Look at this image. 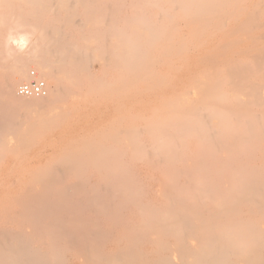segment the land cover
I'll return each mask as SVG.
<instances>
[{"label": "bare ground", "instance_id": "6f19581e", "mask_svg": "<svg viewBox=\"0 0 264 264\" xmlns=\"http://www.w3.org/2000/svg\"><path fill=\"white\" fill-rule=\"evenodd\" d=\"M119 1L0 0V163L49 133L96 126L66 143L74 151L58 157L39 191L31 185L16 194L8 207L13 218L0 206L13 220L0 223V264H264V44L236 58L224 41L212 44L224 50L215 56L200 45L205 40L192 46L180 36L188 26L178 33L171 0ZM73 2L91 24L88 38L117 40L103 46V75L94 83H85L97 74L88 69L86 48L53 34L60 20L71 21L65 13ZM175 2L197 38L204 25L223 29L228 9L231 17L246 10V0ZM154 5L158 11L148 13ZM238 5L241 14L234 13ZM247 17L246 24L258 23L256 13ZM22 35L29 40L23 51L11 42ZM32 39L41 45L30 47ZM157 44L165 46L163 73L152 69ZM31 66L48 85L44 98L16 91ZM130 86H144L130 93L145 125L126 124L135 112V102L131 113L122 105ZM148 89L156 93L142 96ZM86 90H101L102 109H88L98 102L84 104ZM20 115L26 123L17 122Z\"/></svg>", "mask_w": 264, "mask_h": 264}, {"label": "rangeland", "instance_id": "374dc122", "mask_svg": "<svg viewBox=\"0 0 264 264\" xmlns=\"http://www.w3.org/2000/svg\"><path fill=\"white\" fill-rule=\"evenodd\" d=\"M72 1H74V0H72ZM110 1V0H109ZM176 1H178V2H182L183 0H176ZM250 1L251 0H246V3H243L244 5H242L243 7H245V13L243 12V10H241L242 9V6H240V5H238L237 6V10L238 9H240V11H236V12H234V10L236 9V7H234V9H232L233 10V12L234 13H236V14H241L242 12V14L241 15H236V16H234L233 15V17H231L232 16V12H231V8H230V11H229V9H228V13H226V14H224V17H223V19L224 20H226V21H224V23L226 24V26L223 28V29H221V27L220 28H218V29H221L222 31L223 30H225V31H223V32H221V30H220V33H219V31H217L216 32V30L215 29H217L216 27L215 28H212V25L211 24H209V25H204L203 27H202V29H201V31H202V33H203V36H201V37H203V40H199V39H202L201 37H198L197 38V36H195V33H194V30L192 29V27L190 26V24L189 23H187V21L185 20V17H183V13H180V11H178V9H177V3L175 2V0H174V2H172V0H171V2H169V4H167L166 6L168 7V8H170L171 9V14H173L174 15V17H175V21H174V23H177V24H175V25H178L179 26V29H180V31H178V33H180L181 32V29H182V31L185 29V26H188L187 27V29H185L184 31H183V33H181L180 34V36L182 35L183 37H185L186 39L185 40H187V38H188V42H194L195 43V45H192V46H196L197 44H199V43H203V41L205 40V43L204 44H200L201 46H202V48L204 49V50H209V49H211V48H217V47H220V46H217V45H219V44H222L223 45V43H224V41H225V43L224 44H227V46L229 45L230 46V50H228L229 52H230V54H231V56H233L232 54H234V57H235V55H236V58H238V56H240V57H242V58H244L243 56L244 55H242V54H244V53H249L250 55H254L255 54V51H250V52H244L245 51V49H248V48H250V47H253V46H256V47H261L263 44H264V38L262 37L263 35H264V7H262V6H264V5H260V4H254L256 1L255 0H253V1H251V4H250ZM120 2V4H123L124 3V0H121V1H119ZM253 2V3H252ZM59 3V0L57 1V0H55V4H52V6L54 5V6H56L57 4ZM257 3V2H256ZM250 4V5H249ZM76 5H78V4H76V3H74L73 2V4H71L70 6H69V10L65 13V14H67V15H72V18H71V21H66V20H60L59 22H58V25L57 26H55L54 27V29H53V34H54V37H55V32L57 31V37H55L56 39H58V38H62L65 42H73L75 45H77V46H79V47H81V45L80 44H82V47H85L86 48V52H85V54L88 56V58H87V61H88V69H90L91 71H95L97 74H96V76L95 77H91L90 78V80L89 79H86L85 80V83H88V82H95L96 81V79L97 78H99L100 76H102L103 75V72H102V70H101V63H103V61H102V59H103V56L105 55V53H106V51L103 49L105 46H110V44H112V45H115L116 43H117V40L116 39H112L111 41H112V43L110 42V44L109 43H97V42H93L90 38H88V36L86 35V33H87V31H89L90 30V28H91V24L89 23V22H87L88 21V18H87V15L85 14V10H84V8H83V6H76ZM248 5V6H247ZM251 6V7H250ZM74 7V8H73ZM241 7V8H240ZM250 7V8H249ZM158 9H159V6L158 5H154V7H152L151 9H149V10H147L148 11V13H151V12H153V13H156L157 11H158ZM248 9H249V11H248ZM242 11V12H241ZM71 12L73 13V14H71ZM241 12V13H240ZM252 12L253 13H256V15H257V18H256V22H258V23H256L255 25H250V24H246L245 22L247 21V23L248 22H251L250 21V19H247L246 20V17H247V15H249V18H250V16H251V14H252ZM177 17H176V16ZM246 15V16H245ZM242 16V17H241ZM243 16H244V18H243ZM261 16V17H260ZM75 17H76V19H75ZM235 17V19H236V17H237V20H235L234 21V19H232V18H234ZM245 19V20H243V19ZM248 18V17H247ZM76 20H79L80 22L78 23V21H76ZM213 20H215V19H213ZM231 20H233V22L231 21ZM241 20V21H240ZM186 21V22H185ZM228 21V22H227ZM239 21V22H238ZM77 22V23H76ZM87 22V23H86ZM236 24H235V23ZM241 22V24H239ZM260 22V23H259ZM62 23L64 24V27H63V25H62ZM86 23V24H85ZM89 23V24H88ZM184 23V25H182ZM231 23V24H230ZM245 23V24H244ZM243 25L244 24V27L243 28H245V30L242 28H240L241 30H243V31H245V32H247V34L246 35H244L243 33H242V31L240 30V32L242 33H240L239 31V34L238 33H236L235 31H237L236 29H234V28H236L237 27V25ZM261 24V28H260V26L259 25ZM66 25V26H65ZM83 25V26H82ZM238 25V26H239ZM245 25H247V27L249 28H247L248 30H250V32L246 29V27H245ZM214 26V25H213ZM239 26V27H240ZM259 26V27H258ZM63 27V28H62ZM191 27V28H190ZM223 27V26H222ZM227 27V28H226ZM238 27V28H239ZM242 27V26H241ZM256 27H258L259 29H257ZM82 28V29H81ZM184 28V29H183ZM190 29V30H189ZM217 29V30H218ZM234 29V30H233ZM262 31H261V30ZM214 30V32H212ZM233 30V31H232ZM258 30V32H256ZM260 30V31H259ZM23 31V29L22 28H20V29H14V33L16 32V33H19V32H22ZM187 31H189L188 33H187ZM205 31H207V32H205ZM211 31V32H210ZM228 31V32H227ZM229 31H230V33H231V31H232V34L233 35H235V34H237V35H235V36H239V35H241V36H239V37H237L236 38V40H238V39H240V40H238L237 42H241V40H243L244 42H246V43H241V45L243 44L244 46H241L240 45V43H238L237 44V42L235 41H233L232 39H235V36H233V35H231V37H230V35H229ZM253 33H252V32ZM210 32V33H209ZM216 32V33H215ZM227 32V33H226ZM256 32V34H254ZM185 33V34H184ZM222 33V34H221ZM226 33V34H225ZM250 35H249V34ZM263 34V35H261L260 36V34ZM184 34V35H183ZM215 34V35H214ZM257 34L261 37H259L258 36V38H260V39H258L257 41L259 42V44H258V42H257V44H254V43H256L255 42V40H256V38H255V40L253 39L254 38V36L256 37L257 36ZM77 35V36H76ZM215 36V38H214V36ZM220 35V36H219ZM223 35H225V36H223ZM247 35H249L248 37H247ZM253 35V36H252ZM204 36H206V37H204ZM217 36V37H216ZM233 36V37H232ZM243 36H245L246 38H248V39H246V38H242ZM79 37V38H78ZM219 37H220V40H221V43H220V41L218 40L217 41V39H219ZM250 37V38H249ZM33 38V37H32ZM34 38L35 39H37L35 36H34ZM33 38V39H34ZM179 39H180V37H178ZM210 40H208V39ZM216 39V40H214V39ZM230 38H232V39H230ZM251 38L254 40H252V43H250V41H251ZM263 38V39H262ZM32 39V42H31V45H30V47H35V45L36 46H38V45H41V42L40 41H38L37 42V40H36V42H35V40H33ZM84 39V40H83ZM88 39V40H87ZM90 39V40H89ZM179 39H177L176 41H177V43L179 42ZM208 41H207V40ZM246 41H245V40ZM250 39V41L248 42L247 40H249ZM193 40V41H192ZM229 40H232L230 43H229ZM93 43H92V42ZM196 41H197V43H196ZM207 41V42H206ZM216 41V42H215ZM262 41H263V43H262ZM210 42V43H209ZM217 42H219V43H217ZM34 43V45H32ZM61 43V42H60ZM92 43V44H91ZM160 43V42H159ZM171 43H173V41H171ZM174 43H176L175 41H174ZM173 43V44H174ZM206 43H208V44H206ZM229 43V44H228ZM164 44V43H163ZM163 44H157V46H158V49H156V51H155V53H154V56H152V60L153 61H155V59H157L158 61H159V59L158 58H161V57H163V53L165 52V46H163ZM208 46V48H205L206 47V45ZM209 44H211V45H209ZM212 44H214L215 46H217V47H214V45H212ZM217 44V45H216ZM248 44V45H247ZM252 44V45H251ZM58 45V44H57ZM101 45V46H100ZM160 45H162L161 47H159ZM205 45V46H204ZM221 45V46H222ZM239 47H238V46ZM258 45V46H257ZM104 46V47H103ZM173 46V45H172ZM199 46V45H198ZM29 47V48H30ZM248 47V48H247ZM262 47H264V45L262 46ZM202 48H200V49H202ZM237 49V50H235V49ZM241 48V49H240ZM202 49V50H203ZM212 50V49H211ZM242 50V51H241ZM164 51V52H163ZM213 51V52H212ZM211 51V54H213V55H215V56H217V55H220L221 53H223L224 52V50L222 51V50H218L219 51V53H218V51L216 50V51H214V50H212ZM241 51V53H239ZM47 51H46V49L44 50V49H42V50H39V54H42V55H45V53H46ZM232 52V53H231ZM97 53V54H96ZM162 53V54H161ZM237 53H239L240 55H238ZM217 54V55H216ZM242 55V56H241ZM163 59V58H162ZM224 58H222L221 60H223ZM96 61V62H95ZM95 62V63H94ZM92 63V64H91ZM94 64V65H93ZM159 65V67L157 66V65ZM93 66V67H91L90 68V66ZM155 68H154V66H152L153 68L152 69H160L161 71H162V73H163V69H162V67H160L161 66V60L159 61V63L158 62H156L155 64ZM138 66H141V61H139L138 62ZM244 67H242L241 68V70L244 72V73H246L245 72V70L246 69H243ZM258 69V68H257ZM32 70H35L34 69V67L33 66H31L30 67V69H29V72L30 71H32ZM99 70V71H98ZM36 71V70H35ZM87 72V71H86ZM86 72H83V74L84 73H86ZM173 73H174V71H172ZM172 73V74H173ZM25 81V80H24ZM23 81V82H24ZM259 82V81H258ZM22 83V82H21ZM20 83V84H21ZM149 82H147V86L149 85L148 84ZM19 84V85H20ZM18 85V86H19ZM146 85H145V87H146ZM87 86V85H86ZM140 87L142 88V87H144V86H139V87H136V86H130L129 88H126L125 89V95H123V91L121 92L122 93V96H125L124 97V100H123V98H122V100H123V102L124 103H122V105H124V107H123V110L125 111H127L128 109L129 110H134L135 109V112H133V113H131L132 112V110H131V112H129V111H127V113H131L133 116H137V115H140L141 114V109H139L138 108V104H136V103H138V101L136 100V97H133V96H131V93H133V94H135V92H138L139 90H140ZM151 87V86H150ZM18 88V87H17ZM17 88H16V91H17ZM101 89L103 88V86L102 87H100ZM135 88H138L137 89V91L135 90ZM153 89V88H152ZM150 91V92H149ZM153 92V90H151V89H148L146 92H149V93H147V94H145V93H143V94H145V95H142V96H144V97H146L147 95L149 96H152V95H154L153 93L155 92ZM131 92V93H130ZM156 93V92H155ZM152 94V95H151ZM80 95H81V100L84 102V104H88V105H91L90 103H92L93 101H96V102H98L97 104H98V106H94V105H91V106H88V109H102V108H100L103 104H106L105 102H107V100H106V98H105V96L103 95V93L101 92V90L100 91H98V90H90V91H84V92H82V93H80ZM83 95V96H82ZM99 96H100V98H99ZM104 96V97H103ZM94 97V98H93ZM132 99H131V98ZM105 98V100H104V102H102L103 101V99ZM133 98H134V100H133ZM158 100V102H159V100H160V98H158L157 99ZM157 100H154L153 99V101H156L157 102ZM153 101L151 102L150 101V103H153ZM133 104L134 102H135V105H133L134 106V109H133V107H131L132 106V104ZM102 103V104H101ZM140 105V104H139ZM149 105V104H148ZM143 105H141V107H142ZM147 106V105H146ZM103 107V106H102ZM131 107V108H130ZM136 107V108H135ZM137 109V110H136ZM159 109V108H158ZM160 111L162 110L161 109V107H160V109H159ZM130 114V115H131ZM149 115V113H146V115ZM132 115H131V118H132ZM145 115V116H146ZM22 115H20L19 116V118H17V122H21V123H23V122H25V118H24V116L22 117ZM130 118V117H129ZM129 119V120H131V121H127L128 123H126L127 124V126H135V125H145V122L144 121H141V119L142 118H140V117H138L137 116V118H139L140 119V121L137 123V119L135 120L134 118H136V117H134V118H132V119ZM128 120V119H127ZM142 122H143V124H142ZM26 123V122H25ZM82 126V128L83 129H81V130H78L77 132H75L74 134H70V133H68V134H66V135H64L61 131H57V132H61V134H59V133H57V132H54V133H49V134H47L46 136H44V137H42L41 139H40V141L38 142V144H36L37 146H34V147H31V149H29V151H27V149H24L25 150V152H24V150L23 149H20V150H18V151H15V153L14 154H12L11 156H9V157H6V159L2 162V163H0V206L2 205V206H4L5 208H7V214L10 216V217H12L13 218V214H12V212L10 211V208L8 209V207L13 203V201H14V198H15V196H16V194H18V192L19 191H23L27 186H31V185H33V186H35V187H37L38 186V191L42 188V186H41V184H42V179H43V176H44V174L46 173V172H49L51 169H53L54 167H56V165H57V163H56V160L58 159V157L59 156H61L62 154L63 155H65V156H67V155H70L71 154V152H73L74 151V149L73 148H70V147H66L65 145H67L70 141H72V142H74L75 140H78V141H81V139L79 138V135H82V134H84V132L85 131H88L89 129H91V127L93 126H87L86 124H83V125H81ZM90 127V128H89ZM96 126L94 125L93 126V128H95ZM87 128H89V129H87ZM92 130V129H91ZM145 141H150V140H145ZM146 142V143H147ZM67 143V144H66ZM45 147V148H44ZM63 148V149H62ZM43 150V151H42ZM60 151V152H59ZM20 153V154H19ZM39 153V154H38ZM38 154V155H37ZM27 155V156H26ZM54 157V158H53ZM13 158V159H12ZM17 158V159H16ZM23 158V159H22ZM31 158V160H29ZM20 159H22V161L20 160ZM19 161H21V162H19ZM28 161V162H27ZM48 161V163H46ZM46 163V164H45ZM39 164H41V165H39ZM39 165V166H38ZM44 165H46V166H44ZM33 166V167H32ZM36 166L38 167V168H36ZM36 170H35V169ZM22 169H24V171L22 170ZM25 170H26V172H28L27 174H26V172H25ZM30 171H31V173H30ZM41 171V172H40ZM37 172V173H36ZM30 173V174H29ZM28 174H29V176H28ZM31 174H33V175H31ZM36 178V179H35ZM27 182V183H26ZM90 183H94V180H90ZM80 185H82V186H84V181H82L81 183H80ZM7 214L5 215L4 213H2V210L0 209V223H3V226H7L9 223H11L13 220L11 219V218H9L8 216H7Z\"/></svg>", "mask_w": 264, "mask_h": 264}, {"label": "built area", "instance_id": "2783aa9c", "mask_svg": "<svg viewBox=\"0 0 264 264\" xmlns=\"http://www.w3.org/2000/svg\"><path fill=\"white\" fill-rule=\"evenodd\" d=\"M17 93L24 98H44L48 95L49 88L46 81L40 78L36 71H31L29 79L18 86Z\"/></svg>", "mask_w": 264, "mask_h": 264}, {"label": "clouds", "instance_id": "9594fccd", "mask_svg": "<svg viewBox=\"0 0 264 264\" xmlns=\"http://www.w3.org/2000/svg\"><path fill=\"white\" fill-rule=\"evenodd\" d=\"M19 50L23 51L29 43L28 37L27 36H20L19 38L12 39L11 41ZM23 90V89H22Z\"/></svg>", "mask_w": 264, "mask_h": 264}]
</instances>
